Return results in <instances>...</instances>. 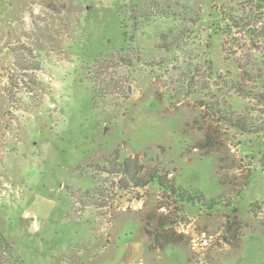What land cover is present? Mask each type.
Instances as JSON below:
<instances>
[{"label":"rangeland","instance_id":"obj_1","mask_svg":"<svg viewBox=\"0 0 264 264\" xmlns=\"http://www.w3.org/2000/svg\"><path fill=\"white\" fill-rule=\"evenodd\" d=\"M28 1L40 11L23 29L0 9V207L14 225L26 209L52 243L78 245L160 225L189 264H264V82L234 62L264 48V0ZM125 158L219 204L136 187Z\"/></svg>","mask_w":264,"mask_h":264},{"label":"crops","instance_id":"obj_2","mask_svg":"<svg viewBox=\"0 0 264 264\" xmlns=\"http://www.w3.org/2000/svg\"><path fill=\"white\" fill-rule=\"evenodd\" d=\"M5 1L0 9H4L5 16L8 14L10 24L17 28L16 30L19 27L21 29L28 27L27 23L31 13L37 14L40 11V7L31 6L28 0ZM14 12L18 14L20 19H14ZM6 35L8 36V33ZM18 138H15L16 142L20 143L21 139ZM1 153L4 152L0 151ZM18 195L20 196L21 193ZM13 208L17 207L13 206ZM10 209L12 208L8 207L7 210H3L0 207V231L12 243L15 252L26 264H87L110 256L112 262L124 261L125 264L130 262L133 264V261H137V264H189L186 252L183 250L184 246L179 244L178 246L182 247L181 252L172 256L167 253V245L163 251L159 247L150 249V238L145 235L144 237H131L127 242H120L108 236V232H103L104 235L107 234L106 237L98 238L97 236L96 238L93 235L95 238L86 245H78L76 240L52 243L50 237L53 236V233L56 234L52 224L35 220V215L24 209L17 216L15 226L13 215H10ZM94 220L97 221L98 218L95 217ZM32 234H36L37 238H32ZM241 242L243 243V240ZM120 247L122 253H119Z\"/></svg>","mask_w":264,"mask_h":264},{"label":"trees","instance_id":"obj_3","mask_svg":"<svg viewBox=\"0 0 264 264\" xmlns=\"http://www.w3.org/2000/svg\"><path fill=\"white\" fill-rule=\"evenodd\" d=\"M221 14L229 21L232 28L241 30L248 27V24L244 22L238 16L232 14V11H228L227 9L223 10ZM258 37L264 38V29L258 30ZM164 40V38H163ZM166 40V39H165ZM255 53L246 54L244 57L237 56L235 57V65L237 68L245 75H252L251 77L254 79H260L264 82V48L260 47L258 44H254ZM238 49H242V47L237 46ZM237 117V119H236ZM225 122L229 123L232 127L244 129V128H256L255 126L246 124L241 116L239 115H230L228 117L223 116L222 118ZM200 146L201 143H199ZM132 164V166H131ZM122 167H125V172L129 173L132 171V175L130 179L133 181L136 187H144L146 184L151 182L157 184L162 189H167L170 193H172L179 200L187 202V203H197L199 206H203L206 209H211L214 206L219 204V198L217 196L204 197L203 194L199 190L194 189H186L181 185H177L172 181L166 179V176L161 174L155 169L145 168L137 159L131 160L130 158H125L121 163ZM158 225L151 233L147 230V235L150 238L151 244L149 248L159 247L163 248V245L175 243L177 244V239H167L161 240L158 237ZM163 228V227H162ZM145 231V230H144ZM146 234V233H145ZM234 239H236L235 246L240 242V237L235 234L232 235ZM154 241V242H153ZM157 243V245L155 244ZM12 243H10L3 233L0 231V264H4V257L10 256L13 254ZM18 264H26L21 258H14Z\"/></svg>","mask_w":264,"mask_h":264}]
</instances>
